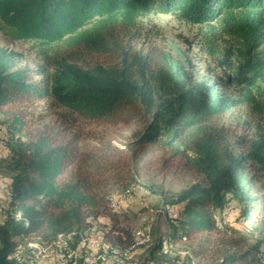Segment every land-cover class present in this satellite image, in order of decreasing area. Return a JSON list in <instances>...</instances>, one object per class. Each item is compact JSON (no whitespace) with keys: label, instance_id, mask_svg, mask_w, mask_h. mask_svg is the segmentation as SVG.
I'll use <instances>...</instances> for the list:
<instances>
[{"label":"trees","instance_id":"obj_1","mask_svg":"<svg viewBox=\"0 0 264 264\" xmlns=\"http://www.w3.org/2000/svg\"><path fill=\"white\" fill-rule=\"evenodd\" d=\"M150 12L208 26L204 34L220 74L199 77L163 47L139 44L130 28ZM0 27L14 40L38 41L44 60L36 68L21 65V52L0 46V111L23 132L10 145L11 203L0 219V264L17 262L21 237L52 241L74 232L78 244L108 207V196L80 173L100 169L105 157L82 131L67 133L68 123L141 124L133 141L141 162L171 152L204 175L206 184L166 198L183 206L159 238L160 251L165 239L170 245L214 231L226 213L235 221L264 217V125L237 134L239 122L238 128L229 122L241 105L264 113V0H0ZM217 33L235 46L216 55ZM38 102L51 112L62 109L66 126L24 131V106ZM204 243L193 250L199 258ZM147 263L157 264L152 256Z\"/></svg>","mask_w":264,"mask_h":264},{"label":"rangeland","instance_id":"obj_2","mask_svg":"<svg viewBox=\"0 0 264 264\" xmlns=\"http://www.w3.org/2000/svg\"><path fill=\"white\" fill-rule=\"evenodd\" d=\"M130 29L129 32L137 36L139 44L163 47L176 62L182 63L199 77L214 79L222 71L214 55L210 53V43L204 32H210L211 29L206 25L188 24L170 13L150 12L139 16ZM214 42L215 48L221 49L216 55L235 46L232 39L219 33L216 34ZM0 46L21 52V65L36 68L44 63L42 45L38 41L14 40L1 27ZM232 58L235 60V57ZM24 108V131H51L52 128L57 131V128L67 124L58 113L62 109L51 112L40 102ZM232 115L233 120L229 122L233 127L238 128L234 126L237 122L240 124L236 130L237 134L244 130L253 133L257 124L264 125V113H257L251 105L234 108ZM141 127L138 123H92L76 126L68 123L67 133L82 131L87 135L86 143L92 148L99 147L98 154L105 157V160L100 162V169H83L80 173L88 174L91 188L108 196V207L103 209V213L97 218L91 219L92 228L88 233H83L78 244L72 239L65 250L62 248L63 251L47 247L46 254H41L28 245L29 242L44 240L41 237L17 239L24 246H21L15 264H72L70 257L61 256L69 250H76L80 256L77 264H87L88 258L94 264H148L151 256L157 264H264V217H258L255 221H235L234 215L226 213L223 220L218 219L219 227L214 231L199 235L195 240H173L172 244L167 243L164 252L157 249L159 238L173 229L170 219L175 216H170V212L177 213V216L178 210L183 206L169 205L165 202L166 198L176 195L193 183L206 184V180L202 173L185 166L186 157L173 156L171 152H158L152 164L141 162L133 145L135 133ZM21 135L23 132L17 131L0 111L1 220L2 211L9 208L11 203L9 190L13 173L7 167L12 155L10 145L20 139ZM252 187L258 189L259 183L254 180ZM227 210L233 208L229 207ZM146 228H150L151 239L143 242L142 232H145ZM118 234L125 237L123 243L114 242L113 245L107 241H114L113 237ZM136 234L138 244L126 255V246ZM206 238L210 240L208 243H204ZM103 241L110 243L111 248L108 251H99L98 244ZM202 241L208 249L204 256L199 258L193 250L197 243ZM249 250V255L242 258ZM227 256H232V259Z\"/></svg>","mask_w":264,"mask_h":264},{"label":"bare ground","instance_id":"obj_3","mask_svg":"<svg viewBox=\"0 0 264 264\" xmlns=\"http://www.w3.org/2000/svg\"><path fill=\"white\" fill-rule=\"evenodd\" d=\"M176 214L177 213H174V212H170V216H175L176 217ZM73 235L74 233H60L57 235V237L55 239H53L52 241L50 242H45L44 240H40V241H36V242H29L28 245L31 249L37 251L38 253H45L46 252V249L47 247H50V248H58L59 250L63 251L64 248H67V246L70 244L71 240L73 239ZM142 235L144 236L143 237V242L144 241H147L149 240L150 238V228H146L145 232H142ZM85 239V238H84ZM151 239V238H150ZM83 240V239H82ZM33 241V240H32ZM139 241V240H138ZM138 241L133 245L131 246L130 248H128V250L126 251V255L127 253L132 249L134 248L137 244H138ZM167 240L165 239L163 241V249L167 246ZM47 244V245H46ZM98 249L99 251L100 250H103V251H108L110 248H111V245L109 242L107 241H103L101 242L100 244H98ZM63 248V249H62ZM65 250V249H64ZM21 251V247H18L17 250H16V257L20 254ZM60 252V251H59ZM164 252V251H163ZM65 254H62V258L64 257H70L73 261L71 262L72 264H77L79 257L78 254H77V251L76 250H69V251H66L64 252ZM46 254V253H45ZM61 254V253H60ZM87 261V264H94L92 260H89V258L86 260Z\"/></svg>","mask_w":264,"mask_h":264}]
</instances>
